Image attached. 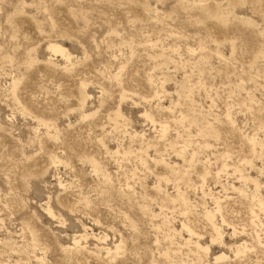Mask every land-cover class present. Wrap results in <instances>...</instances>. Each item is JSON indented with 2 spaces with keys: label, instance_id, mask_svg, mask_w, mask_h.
Listing matches in <instances>:
<instances>
[{
  "label": "rangeland",
  "instance_id": "obj_1",
  "mask_svg": "<svg viewBox=\"0 0 264 264\" xmlns=\"http://www.w3.org/2000/svg\"><path fill=\"white\" fill-rule=\"evenodd\" d=\"M0 264H264V0H0Z\"/></svg>",
  "mask_w": 264,
  "mask_h": 264
},
{
  "label": "bare ground",
  "instance_id": "obj_2",
  "mask_svg": "<svg viewBox=\"0 0 264 264\" xmlns=\"http://www.w3.org/2000/svg\"><path fill=\"white\" fill-rule=\"evenodd\" d=\"M46 50H47V51H51V52L54 53V54H60V55H62L63 57H66V58L69 57V55L66 54L65 50H64L61 46H59V45H57V44H49V45L46 47ZM44 214L46 215L47 218H49L50 220H53L54 215H53L52 211H51L48 207L45 209V213H44ZM85 238H86V234L81 235V236L79 237V239H85ZM78 242H79V241H75V244H77Z\"/></svg>",
  "mask_w": 264,
  "mask_h": 264
}]
</instances>
